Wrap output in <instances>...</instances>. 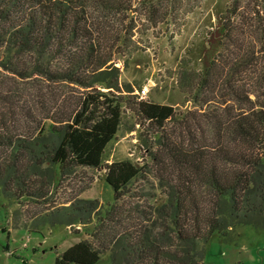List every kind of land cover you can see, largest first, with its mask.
<instances>
[{
  "label": "trees",
  "instance_id": "16d2710c",
  "mask_svg": "<svg viewBox=\"0 0 264 264\" xmlns=\"http://www.w3.org/2000/svg\"><path fill=\"white\" fill-rule=\"evenodd\" d=\"M134 11V0H0V68L49 88L36 102L41 116L27 105L0 109V194L49 205L56 166L60 179L89 167L104 170L120 201L149 166L103 161L124 107L142 135L156 136L146 147L165 198L147 210L135 205L136 221L108 206L103 216L122 226L111 244L83 239L55 264H95L105 251L110 264H204L215 234L233 241L241 225L264 229V0H231L187 111L139 98L120 79L117 56L136 27ZM158 14L145 16L157 22ZM101 214L98 200L79 198L39 213L34 230L87 226Z\"/></svg>",
  "mask_w": 264,
  "mask_h": 264
},
{
  "label": "rangeland",
  "instance_id": "374dc122",
  "mask_svg": "<svg viewBox=\"0 0 264 264\" xmlns=\"http://www.w3.org/2000/svg\"><path fill=\"white\" fill-rule=\"evenodd\" d=\"M163 2L134 0L136 27L124 55L117 56L120 79L132 82L139 98L141 89L147 86L149 91L142 98L187 111L193 109L191 92L197 72L204 70L219 50L222 17L231 0H178L173 5ZM151 5L153 7H148ZM153 10L159 12L157 22L145 16ZM43 82L34 77L22 79L0 68V109L18 110L27 105L31 112L41 116L43 112L36 102L37 99L47 100L49 89ZM42 86L46 88L39 92ZM38 93L44 96L39 97ZM136 122L135 114L124 107L120 127L103 157L104 162L129 159L137 165L150 166L145 179L135 180L130 186V195L120 201L114 200L104 170L89 167H79L60 179L56 166L49 205L14 202L0 194V264H55L60 253L83 239L109 246L122 226L103 216L108 206L121 205L124 214L131 213L130 219L136 221L141 215L133 210L135 205L147 210L165 198L146 147L156 136L152 134L147 139L142 135L146 131ZM30 123L34 127V123ZM79 198L98 200L102 221L95 216L87 226L46 223L34 230L35 222L41 221L39 213L55 204L68 205ZM126 219L124 217V222ZM95 264H110L109 252L101 253ZM204 264H264V229L241 225L233 232V241H223L215 234L206 246Z\"/></svg>",
  "mask_w": 264,
  "mask_h": 264
},
{
  "label": "built area",
  "instance_id": "2783aa9c",
  "mask_svg": "<svg viewBox=\"0 0 264 264\" xmlns=\"http://www.w3.org/2000/svg\"><path fill=\"white\" fill-rule=\"evenodd\" d=\"M149 91L148 87L145 86L141 89V92L139 93L140 98H142L147 92Z\"/></svg>",
  "mask_w": 264,
  "mask_h": 264
}]
</instances>
